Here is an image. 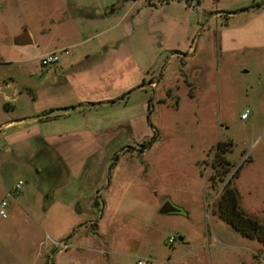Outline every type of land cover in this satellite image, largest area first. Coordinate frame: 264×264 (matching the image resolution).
I'll list each match as a JSON object with an SVG mask.
<instances>
[{
  "label": "rangeland",
  "instance_id": "1",
  "mask_svg": "<svg viewBox=\"0 0 264 264\" xmlns=\"http://www.w3.org/2000/svg\"><path fill=\"white\" fill-rule=\"evenodd\" d=\"M219 143L264 222V0H0V264H264L216 214Z\"/></svg>",
  "mask_w": 264,
  "mask_h": 264
},
{
  "label": "trees",
  "instance_id": "2",
  "mask_svg": "<svg viewBox=\"0 0 264 264\" xmlns=\"http://www.w3.org/2000/svg\"><path fill=\"white\" fill-rule=\"evenodd\" d=\"M11 108H13L11 105H6V109ZM232 146L231 143H219L214 151L213 173L209 181L213 187L223 184V190L216 201L215 211L222 221L243 238L257 241L264 247V222L242 208L240 193L234 182L238 178L239 171L231 177L232 164L226 155L231 151Z\"/></svg>",
  "mask_w": 264,
  "mask_h": 264
},
{
  "label": "water",
  "instance_id": "3",
  "mask_svg": "<svg viewBox=\"0 0 264 264\" xmlns=\"http://www.w3.org/2000/svg\"><path fill=\"white\" fill-rule=\"evenodd\" d=\"M123 3L121 2L119 5L115 6L114 9H118L121 7ZM9 45H16V46H26V45H32L33 40L31 39L29 33L25 32L24 34L15 37L13 39H10L8 41ZM7 96H11L9 93L6 91L4 92ZM81 108V107H80ZM80 108H65V109H60L56 111H52L48 114H45L43 116L37 117V118H31V119H26L25 122H34V121H39V120H45V119H51V118H58L65 116L77 109ZM127 130H130L129 128ZM181 211L174 207L171 203H166L161 209H160V214L161 215H170V214H179Z\"/></svg>",
  "mask_w": 264,
  "mask_h": 264
},
{
  "label": "built area",
  "instance_id": "4",
  "mask_svg": "<svg viewBox=\"0 0 264 264\" xmlns=\"http://www.w3.org/2000/svg\"><path fill=\"white\" fill-rule=\"evenodd\" d=\"M41 62H42V65L43 66H49V65H55L59 62V58L57 56V53H49L47 55H45L44 57H42L41 59ZM247 117V115H243V119H245ZM24 188V184L23 182H19L18 184H16L15 186V192L18 194L20 193ZM7 206V203L6 202H3L0 206V215L3 217V218H6L7 215L4 211V209L6 208ZM175 242V238H172L170 240V243H174ZM62 246V245H61ZM67 247L66 246H63V249H66ZM138 264H147L146 262H143V261H140Z\"/></svg>",
  "mask_w": 264,
  "mask_h": 264
},
{
  "label": "crops",
  "instance_id": "5",
  "mask_svg": "<svg viewBox=\"0 0 264 264\" xmlns=\"http://www.w3.org/2000/svg\"><path fill=\"white\" fill-rule=\"evenodd\" d=\"M47 54H45V55H47ZM45 55H43L42 57H44ZM2 91H3V93L6 91L7 93H9L11 95V96H7L5 94L7 97H13L15 95V91H14V89L12 87H10V85H7ZM70 107L71 106H63V107L57 108V110L65 109V108H70ZM55 109L56 108H50L49 111L52 112V111H55ZM51 119H54V118H51ZM51 119H45V120H51ZM25 120H26V118H20V119H17V120H13V121L7 123L5 127L13 128V127H16V126L18 127V126H22L24 124L31 123V122H25ZM51 122H58V121H51Z\"/></svg>",
  "mask_w": 264,
  "mask_h": 264
},
{
  "label": "flooded vegetation",
  "instance_id": "6",
  "mask_svg": "<svg viewBox=\"0 0 264 264\" xmlns=\"http://www.w3.org/2000/svg\"><path fill=\"white\" fill-rule=\"evenodd\" d=\"M123 129H124V128H123ZM144 150H145V149H144ZM144 150H143V151H144ZM98 207H99V205H98Z\"/></svg>",
  "mask_w": 264,
  "mask_h": 264
}]
</instances>
